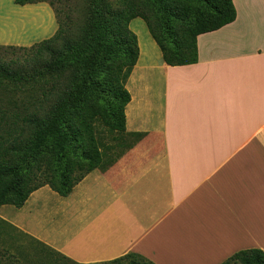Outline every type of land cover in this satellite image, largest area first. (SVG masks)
Returning <instances> with one entry per match:
<instances>
[{
	"label": "crops",
	"instance_id": "obj_1",
	"mask_svg": "<svg viewBox=\"0 0 264 264\" xmlns=\"http://www.w3.org/2000/svg\"><path fill=\"white\" fill-rule=\"evenodd\" d=\"M232 3L234 21L197 36L191 65H166L133 19L125 129L143 136L113 159L104 149L67 196L41 186L20 208L1 206L0 219L77 264L128 253L221 264L264 253V0ZM57 27L46 2L0 0V46L34 45Z\"/></svg>",
	"mask_w": 264,
	"mask_h": 264
},
{
	"label": "trees",
	"instance_id": "obj_2",
	"mask_svg": "<svg viewBox=\"0 0 264 264\" xmlns=\"http://www.w3.org/2000/svg\"><path fill=\"white\" fill-rule=\"evenodd\" d=\"M45 1L15 0V4ZM198 1L205 9L173 0L67 4L55 14V34L31 46L30 57L12 63L0 58V91L9 87L6 81L19 89L22 83H35L41 89V99L27 106L15 101L0 106V207L20 208L31 192L44 185L65 197L102 163L103 150H112L101 142L103 135L114 136V147L132 146L143 136L125 129V107L130 101L125 85L138 58L137 39L129 24L136 18L146 23L166 65L195 64L197 36L235 19L232 0ZM1 230L17 232L2 219ZM29 239L39 247L33 252L43 255L45 264H77ZM99 264L152 263L128 253ZM221 264H264V253L242 250Z\"/></svg>",
	"mask_w": 264,
	"mask_h": 264
},
{
	"label": "rangeland",
	"instance_id": "obj_3",
	"mask_svg": "<svg viewBox=\"0 0 264 264\" xmlns=\"http://www.w3.org/2000/svg\"><path fill=\"white\" fill-rule=\"evenodd\" d=\"M173 1H181L183 3H186L190 7L196 9V8H202L205 9V6L202 5L198 0H173ZM46 3H51V7L54 10L55 14L57 11H61L65 8V6L68 4H74L76 2L77 4L81 5V0H46ZM140 19V18H139ZM144 25L146 26V23L140 19ZM132 23L130 22L129 28L132 31ZM147 28V26H146ZM148 30V28H147ZM133 32V31H132ZM149 32V31H148ZM135 35V34H134ZM136 36V35H135ZM137 39V37H136ZM40 43V42H37ZM35 43V44H37ZM32 45V44H31ZM29 46H18V45H10V46H0V47H14V49L11 48H2L0 49V58L4 63H12L16 58H18L19 62H22V60L28 58L31 56L32 51L29 50L31 47ZM33 46V45H32ZM18 48H26L27 51L20 50ZM9 87L5 91H0V106L7 105L9 103H12L15 101V103L24 104L27 106V104H30L31 102H34L37 99H41V89L39 88L38 84L35 83H22L19 87H14V83L7 82ZM103 140L100 138L101 142H103L104 146L113 147L112 150L108 151V157L113 159L115 157V154L117 152H120L123 150L122 145L120 146H113L114 136L110 135H103ZM103 148V147H102ZM105 158V159H106ZM42 164V163H41ZM40 164V165H41ZM42 169H44L42 167ZM78 170L74 172V174L78 175ZM11 206V205H9ZM8 241V242H7ZM36 243L29 239L28 237L23 236L22 234L14 231H6L1 230L0 232V261L2 264H5L6 262L10 264H45L46 260L44 261V256L34 253L33 248H37L38 246L35 245ZM39 249V247L37 248ZM60 262H64L63 260H60Z\"/></svg>",
	"mask_w": 264,
	"mask_h": 264
}]
</instances>
